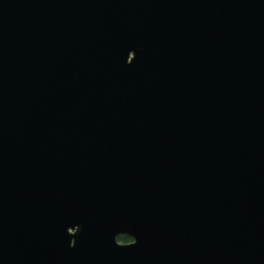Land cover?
Wrapping results in <instances>:
<instances>
[{"label": "water", "instance_id": "obj_1", "mask_svg": "<svg viewBox=\"0 0 264 264\" xmlns=\"http://www.w3.org/2000/svg\"><path fill=\"white\" fill-rule=\"evenodd\" d=\"M0 264H264V0H0Z\"/></svg>", "mask_w": 264, "mask_h": 264}, {"label": "trees", "instance_id": "obj_2", "mask_svg": "<svg viewBox=\"0 0 264 264\" xmlns=\"http://www.w3.org/2000/svg\"><path fill=\"white\" fill-rule=\"evenodd\" d=\"M117 240L120 242H127L129 241V237L125 234H120L117 236Z\"/></svg>", "mask_w": 264, "mask_h": 264}]
</instances>
